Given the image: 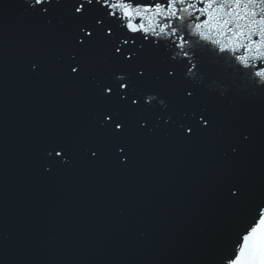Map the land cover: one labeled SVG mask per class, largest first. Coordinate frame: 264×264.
<instances>
[{
	"label": "water",
	"instance_id": "95a60500",
	"mask_svg": "<svg viewBox=\"0 0 264 264\" xmlns=\"http://www.w3.org/2000/svg\"><path fill=\"white\" fill-rule=\"evenodd\" d=\"M21 3L0 0V227L12 236L0 262L211 264L235 214L219 200L220 172L232 171L255 195L264 192V97L232 104L203 98L216 113V134L186 140L161 130L138 138L127 170L82 161L45 175L44 141L92 135L93 100L86 85L57 69L63 36L25 17ZM104 56L103 49L94 54L99 71ZM32 57L47 65L41 77L26 71ZM242 127L253 132L252 143L225 158Z\"/></svg>",
	"mask_w": 264,
	"mask_h": 264
},
{
	"label": "snow or ice",
	"instance_id": "6c2138e0",
	"mask_svg": "<svg viewBox=\"0 0 264 264\" xmlns=\"http://www.w3.org/2000/svg\"><path fill=\"white\" fill-rule=\"evenodd\" d=\"M20 7L63 36L57 69L66 81L86 85L93 100L92 135L44 141L45 175L82 161L127 170L138 138L161 130L186 140L216 134V113L203 98L232 104L264 97V0H22ZM98 49L105 52L103 71L94 66ZM26 71L38 78L47 65L32 57ZM237 137L226 143L225 158L238 157L253 132L242 127ZM217 189L235 214L211 264H264V192L255 195L227 169ZM11 239L0 227V252Z\"/></svg>",
	"mask_w": 264,
	"mask_h": 264
}]
</instances>
